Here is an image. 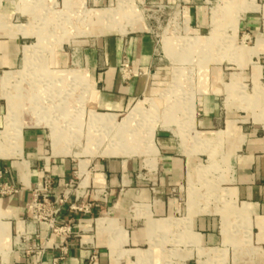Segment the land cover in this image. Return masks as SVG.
<instances>
[{"label":"crops","instance_id":"1","mask_svg":"<svg viewBox=\"0 0 264 264\" xmlns=\"http://www.w3.org/2000/svg\"><path fill=\"white\" fill-rule=\"evenodd\" d=\"M103 1L108 6L113 2ZM157 1L161 4L175 3V0ZM189 5L187 12L191 24L199 29L210 25L211 30L215 28L213 23L210 24L202 0H192ZM107 11L87 10L86 13H94L96 19L114 17L112 22L115 25L108 24L97 31L107 29L119 32L122 28L125 33L118 37L107 36L103 40L102 52L92 51L87 56L93 84L87 85L85 98L96 93L97 109L106 112L91 110L93 125L90 123V127L96 129L97 142L101 143L112 141L117 126L121 128L129 124L117 138L118 143H110L99 156H79L59 142L60 138L67 142L68 135L74 131L60 133V124H53L55 118L65 120L73 115L71 112H75V109L70 110L66 106L67 92L62 97L61 102L65 104L62 108L54 105L39 107L34 125L16 124L17 111H14L11 123L4 84L7 83L6 78H11L8 82L15 78L7 71L15 69L20 62V37L26 38L32 32L27 27L13 25L16 7L12 0H0V74L4 73L0 78V170L8 171L9 183L19 190L0 198V264H54L55 260L56 264H220L206 263L202 257H197L196 247L204 253L224 244L234 245L244 236L251 238L261 251L254 260L242 264H264V136L253 131L246 141L243 136L237 138L240 130L230 128V117L222 118L220 111L224 108L221 104L212 99V93H203V99L194 108L196 115L187 123H176L178 126H196L200 130L221 124L228 127L227 135L232 137L229 141H236L228 149L232 151L233 147L230 156L236 155V161L234 182L226 189L229 195L226 194V202L235 218L224 216L223 224L211 214L189 215V211V214L180 215L175 199L169 198L168 192L178 187L198 158L188 144L189 140L185 144L176 133L160 131L153 141L152 128L147 126L144 143L155 159L159 181L152 189L149 183L137 177L145 170V161L126 156L130 154L129 143L136 140V132L131 128L133 115L141 111L135 107L132 110L134 113L130 112L122 124L116 121V113L128 110L135 100L151 93L150 86L155 79L151 75L155 64L154 39L145 34L125 35V25L116 20L118 12ZM99 14L104 16L99 18ZM130 27L131 31L140 30V27ZM239 30L257 33L260 26L249 17L247 23L240 24ZM207 39L205 44L210 43ZM38 42H44L39 34ZM257 43L264 46V39L259 38ZM40 47L35 45L24 51L28 66L37 62L36 54ZM55 62L62 68L60 65L64 64V58L58 55ZM125 69L128 74L123 78ZM47 75L55 78L52 86L57 90L66 79L72 83L82 79L63 71H48ZM46 91L49 93V90ZM2 98L6 105L2 103ZM46 100L48 105L53 101L50 95ZM164 123L171 124L168 119ZM77 124L74 121L71 125L74 127ZM101 133L104 135L101 136ZM9 138L16 149H10ZM45 178L50 181L53 194H67L71 203L88 206V213L72 212L69 204L62 207L58 221L60 226L65 225L69 229L65 236L53 235L45 224L27 228L28 232L36 231L38 236L30 237L33 241L28 243L35 249L24 254L14 248L15 235L26 219V209L34 188ZM241 224H245V233L239 236L235 230ZM168 254L172 256L170 261L166 257Z\"/></svg>","mask_w":264,"mask_h":264},{"label":"rangeland","instance_id":"2","mask_svg":"<svg viewBox=\"0 0 264 264\" xmlns=\"http://www.w3.org/2000/svg\"><path fill=\"white\" fill-rule=\"evenodd\" d=\"M191 1L175 0L174 4H161L157 0H113L108 6L103 0H12L17 9L13 25L27 27L32 33L26 38L20 37V62L15 69L7 71L15 78L4 86V91L14 98L16 124L25 126L37 122L39 107L54 105L62 108L65 105L61 102L62 97L67 92L66 106L75 112L65 120L55 118L53 124H60V133L74 131L68 135L67 142L63 138L59 142L79 156H99L110 143L117 144V138L127 127L117 126L112 141L98 143V132L90 127V111L106 112L97 109L96 93L85 98L87 85L93 84L87 56L92 51L100 54L107 36L118 37L125 33L107 29L97 31L108 24L115 25L112 22L114 17L111 20L96 19L94 13L86 11H117L116 20L125 25V35L145 34L154 39L155 64L151 75L155 79L150 86L151 93L135 100L128 110L116 113V121L122 124L135 107L141 111L133 115L131 128L136 132V140L129 143L130 154L126 157L145 161V170L137 177L153 189L159 181V172L144 143L146 127L152 128L153 141L160 131L176 133L185 144L189 140L188 144L198 159L190 172L184 174L178 187L169 190L168 196L175 199L180 215L189 214V211V215L211 214L224 224V216L235 218L226 202L229 196L226 189L234 182L236 161V155L230 156L233 147L232 151L228 149L232 143L229 141L232 137L226 132L228 127L221 124L200 130L196 126H178L176 122H189L197 113L194 108L203 99L202 94L210 92L212 99L224 108L220 111L222 118L230 117V128L240 130L237 138L243 136L246 141L253 131L264 136V46L257 43L259 38L264 39V0H202L210 24H214L213 30L211 25L199 29L191 24L187 12ZM249 17L259 24L257 33L239 30L240 24L247 23ZM130 26L140 27V30L131 31ZM211 31L216 36L205 44ZM38 34L44 39L41 44H38ZM35 45L41 46L36 54L37 62L28 66L24 51ZM58 55L64 58L62 68L55 62ZM48 71L76 74L82 79L73 83L66 79L63 87L58 88V94L57 88L52 86L55 78L49 77ZM3 75L1 73L0 78ZM124 75L122 73L123 78ZM37 92L39 94L32 100ZM48 94L53 99L49 105ZM2 103L6 105L3 98ZM166 119L171 124L163 126ZM74 121L78 124L72 127ZM147 136L149 142L150 131ZM9 140L10 149H16ZM137 213L140 214V210ZM244 226L239 225L236 234H244ZM199 249L196 247L197 257H202L206 263L220 264L251 262L261 251L251 238L245 236L234 245L224 244L204 253ZM166 257L168 261L172 258L169 254Z\"/></svg>","mask_w":264,"mask_h":264},{"label":"built area","instance_id":"3","mask_svg":"<svg viewBox=\"0 0 264 264\" xmlns=\"http://www.w3.org/2000/svg\"><path fill=\"white\" fill-rule=\"evenodd\" d=\"M124 74H128L125 69ZM8 171L0 170V198L17 193L19 190L10 184L7 178ZM51 183L45 178L43 183L34 188L31 201L26 209V219L22 221L21 229L15 235L14 248L24 254L31 253L35 248L28 242H32L31 236L37 238L36 231L28 232L27 228H34L45 224L53 235L65 236L69 229L60 226L58 213L62 207L69 204L72 212L88 213V206H81L77 202L71 203L67 194L56 195L51 191ZM56 261L54 264H56Z\"/></svg>","mask_w":264,"mask_h":264},{"label":"bare ground","instance_id":"4","mask_svg":"<svg viewBox=\"0 0 264 264\" xmlns=\"http://www.w3.org/2000/svg\"><path fill=\"white\" fill-rule=\"evenodd\" d=\"M104 15H100V16H98L99 18H102ZM110 20V19H109ZM213 21H215V20H213ZM217 21V20H216ZM123 29L122 28H120L119 29V32L120 33H123ZM214 32L213 31H211V33H210V35H209V37H208V39H207V41L209 42V41H211L212 40V38L214 37ZM216 36V35H215ZM11 78H6V80H5V83L6 84H8L9 82H8V80H10ZM62 83V82H61ZM6 84H4V85H6ZM4 97L6 98V100H7V112H8V116H9V118H10V121H11V123H12V121H13V114H14V111H15V113H16V109H15V105H14V100L9 96V94H7V92H5L4 91ZM34 98H35V95H33V99L32 100H34ZM29 101V100H28ZM46 109V108H45ZM44 109V110H45ZM10 123V124H11ZM164 123V122H163ZM129 124V123H128ZM128 124H126L125 126H123V127H128ZM121 126V125H120ZM163 126H168V124H166V123H164V125ZM119 131H121V130H119ZM122 133H123V131H122ZM53 136V135H52ZM55 136V135H54ZM56 137V136H55ZM126 150V149H125ZM126 152V151H125ZM109 153V152H108ZM127 153V152H126Z\"/></svg>","mask_w":264,"mask_h":264}]
</instances>
